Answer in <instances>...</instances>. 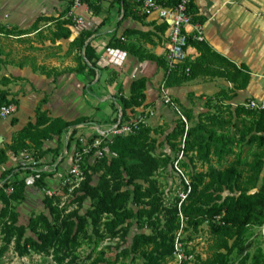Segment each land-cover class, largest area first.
<instances>
[{
    "label": "trees",
    "instance_id": "trees-1",
    "mask_svg": "<svg viewBox=\"0 0 264 264\" xmlns=\"http://www.w3.org/2000/svg\"><path fill=\"white\" fill-rule=\"evenodd\" d=\"M106 1L108 0H79L82 5L88 7L94 16L101 14L102 3ZM116 1L123 8V18L131 17L134 20H141L146 17L144 15L140 17L138 10L141 3L136 0ZM159 1L167 7H173L179 2V0ZM69 3L64 15L69 13L74 5L73 1H69ZM189 13L193 15L195 24H203L204 19L197 16L193 0H191ZM39 21H56L52 41L70 38L69 20H61L60 17L38 19ZM167 26V24L164 26L162 32L167 30ZM34 30H37L36 25L28 31L10 30L0 26V34L7 37L19 38ZM93 35L94 32L83 30L71 46V51L77 50L78 52V67L73 71L77 74L87 72L90 76L95 77L96 75L98 58L91 43L87 44ZM124 36H114L109 47L128 49L142 59L141 49L124 43ZM191 45L199 50V57L195 62H190L187 58L183 65L172 71L169 70L164 57L154 55L144 57L156 62L160 68L164 69L166 73L165 89L181 87L185 83L201 77L224 78L233 85V89L221 91L214 98L206 101L207 108L223 110L224 104L231 102L237 96V91L245 90L249 86L251 71L246 65L237 66L230 62L216 53L204 41L199 42L190 37L188 47ZM42 74L48 77L51 75L49 71L43 69ZM5 81L9 82L6 79L2 80L3 83ZM130 89L129 97L122 96L118 100L122 122L129 121L130 114H136L135 110L144 106L147 100V79L140 78L133 81ZM8 97V91L0 90V108L9 104L19 105L16 99L9 100ZM182 114L188 123L193 121L194 116L191 111L183 110ZM230 116L231 121L227 122L217 113L202 114L198 124L190 128L182 119H179L174 130L167 135L166 141L172 150L181 149L184 155H195L199 161L208 166L201 172L188 173L191 189L187 193L188 186H186L187 196L181 206L163 207L161 199L156 195L154 184L150 182L154 171L161 167L162 162L166 163L154 157L156 140L152 137L153 129L150 127H142L134 135L117 137L112 143L106 145L108 149L106 155L108 153L112 155L110 160L105 156L100 161L88 164L86 159L83 166L86 179L77 191L83 192L81 200L90 198L95 202V205L92 211H88L86 217L74 215L78 220L77 224L71 216L69 217L70 221L61 219L59 225L61 213L56 202L60 196L57 193L52 199L44 197L46 208L54 221H51L46 214H41L32 218L28 227L19 225V214L11 208V202H23L29 189L25 180L19 178L20 173L16 168L5 171L0 187L2 206L0 225L5 242L7 244L14 242L19 257H27L31 249L39 254L52 251L58 256L61 263L70 252L81 247L82 242L79 240V234L85 232L88 222L91 220L92 225L98 226L102 217L109 215L113 217V220L107 224L110 232H114L131 220L148 222V226L152 230L151 234L138 235L131 248L133 254H140L145 258V264H170L174 260L175 240L182 225H185L183 231H191L195 234L200 233L203 227L207 226L210 237L209 256L206 259L197 256L193 262L187 264H225L226 256L233 252L234 244L246 234L255 216L258 206V193L255 191L264 169V110L253 111L239 105L233 113H230ZM12 124L16 125L17 119L13 118ZM90 124L92 121L89 118H79L71 122L62 118H52L46 111H41L39 108L35 121L29 122L19 131L7 149H0V167L8 164L11 158L18 161L25 151L31 152L37 160H43L55 153L58 156V152L62 150L61 145L45 149V143L59 142L73 128ZM225 125H232L235 128V135L218 138L217 141L221 143L220 148L213 147L212 153L222 160L226 155H235L234 145L246 146L252 156L249 163L244 162L241 156H237L223 169L215 168L211 164V140L215 133L209 127L224 128ZM77 134V130L72 132L69 147ZM96 137L94 136V138ZM65 160L63 158L60 165ZM103 166H106V172L101 176L100 184L92 187L93 173ZM19 172L21 171L19 170ZM54 174L55 172L52 174L41 172V178L36 182V187L38 189L46 187L48 178H52ZM147 184L150 185L146 187ZM124 187L126 190H123ZM10 188H13L14 192L9 196L6 190ZM226 192L230 194L225 195ZM28 230L35 234V239L26 237ZM63 255L64 257H61ZM103 261L102 255L93 264Z\"/></svg>",
    "mask_w": 264,
    "mask_h": 264
},
{
    "label": "crops",
    "instance_id": "crops-1",
    "mask_svg": "<svg viewBox=\"0 0 264 264\" xmlns=\"http://www.w3.org/2000/svg\"><path fill=\"white\" fill-rule=\"evenodd\" d=\"M71 0H0V26L6 29L18 31L31 30L38 19L69 20L68 28L71 31L69 39H61L50 42L64 46L65 52L71 51L73 42L78 38L83 30L94 32L88 40L98 58L97 63L103 59L108 49H118L109 47L114 36H124V43L131 44L136 49H141L140 59L133 52L120 49L127 53L125 65L122 70H113L109 65L97 67L95 77L87 74H77L73 72L77 67H72L68 71L58 70L57 77H49L42 74L45 68H15L10 74L3 75L0 79V89L8 91L9 100L16 99L19 102L18 113L15 119L17 124H12L11 120H0V149H7L13 137L21 131L29 122L36 119L37 110L46 111L52 118H62L67 122L79 118H90L92 124L85 126L80 133H89L94 129L106 131L116 124L114 119L117 114L121 117L119 98L129 97L131 93V83L140 78L147 79L146 102L143 107L135 110L137 114H150L149 126L158 122L160 118L173 119L172 108L165 104L164 94L171 97L182 110L191 111L194 115L199 108L207 107L206 101L214 98L221 91H230L233 85L224 78L201 77L190 81L181 87L170 89L164 88L165 71L154 61L146 59L144 56L154 55L164 57L169 48L168 26L165 32L162 29L166 24L157 21V16L143 17L140 9L138 13L141 20L133 18H123L124 11L116 0H108L102 3L101 14L94 16L92 12L72 7L66 15L64 13L69 7ZM76 1V0H75ZM196 14L204 19L202 25L204 42L216 53L228 59L237 66L246 65L251 71V81L249 86L242 91H237V96L230 102L241 105L250 100L264 101V0H193ZM92 14L91 22H87L84 28H77L75 20L77 17L83 18V14ZM74 18V20L72 19ZM37 30L21 37H7L6 39L23 40L25 38L40 37V33L48 27H54L56 21L41 22ZM196 24L186 28V33L194 39ZM79 29V30H78ZM128 31L126 34L125 32ZM132 32V34H130ZM40 40V38H39ZM38 40V41H39ZM76 55L77 50H74ZM199 50L191 45L187 49V56L190 62H195L199 57ZM77 59V57H76ZM3 62L0 61V64ZM78 65V61L76 60ZM37 65V64H35ZM48 71V70H47ZM133 76L136 79L133 80ZM62 77V78H61ZM6 79L9 82L3 83ZM69 81L68 91H65L63 82ZM54 83H57L54 85ZM85 83V88L80 85ZM23 84V86H20ZM82 90L81 94L77 91ZM231 95V94H230ZM119 114V115H118ZM148 116V115H147ZM94 128V129H93ZM84 134V133H83ZM65 135L59 142L45 143L51 144L49 148L63 147V154L66 152ZM49 156L46 158L53 161ZM45 158V159H46ZM16 159L11 158L8 164L0 167V187L2 186L3 173L15 168ZM59 162V160H58ZM70 160L66 159L60 166L66 170ZM57 168V167H55ZM54 169V168H53ZM55 171V170H54ZM61 172H55L48 181L59 178ZM21 175H19L20 177ZM36 190V188H28Z\"/></svg>",
    "mask_w": 264,
    "mask_h": 264
},
{
    "label": "rangeland",
    "instance_id": "rangeland-1",
    "mask_svg": "<svg viewBox=\"0 0 264 264\" xmlns=\"http://www.w3.org/2000/svg\"><path fill=\"white\" fill-rule=\"evenodd\" d=\"M71 1H73L74 4L78 2L76 8L89 11L88 7L82 5L79 0ZM72 7H74V5ZM90 17H93L92 14L89 15L87 12L83 14V24L77 22L78 19H80L77 17L75 21L77 28L83 29L87 22L89 23L92 21ZM72 19L74 20V18ZM41 22L43 21H37L36 26H41ZM53 28L54 27L52 26L45 28L39 34L40 37L25 38L23 42H21V40L0 37V61L3 62L0 64V79L3 75L10 74L18 67H32L33 69L40 67V69L45 68L50 74L55 75V77H57L56 81L58 82L60 78L58 79L56 71H68L69 69H72V67H78L76 64L77 55L75 51L65 52L63 49L64 46L67 47V42L62 45L50 42V37L53 35ZM56 84L57 83H54V85ZM63 84L66 87L65 91L67 92L70 83L67 80L63 82ZM81 84L82 83H80V85ZM85 85L86 84L83 83L81 86L85 88ZM20 86H23V84ZM79 89L80 91H77V94H81V91H84L81 87ZM236 107L237 104L226 102L223 106V110L220 111L207 107L199 108V111L193 115V121L188 123V127L190 128L197 125L200 115L202 114L208 115L217 113L224 119V121L229 122L231 121L230 113H233ZM179 109L183 113L180 106ZM171 111L174 114L173 119L162 117L158 119V122L153 123L152 126H148L153 129L152 137L156 140V152L154 153V157L160 161L166 162H162L161 167L154 171L153 176L150 178V182L154 184L156 195L161 199L163 207L173 205L180 206L183 195L187 191L186 186L190 185L188 173L201 172L208 167L207 165H204L203 162L199 161L195 155L191 154L187 156L184 155L181 149L172 150L170 148L166 141V137L174 130L177 122L181 119L180 115L174 109ZM144 115L150 117V114ZM115 117L118 118L117 114ZM116 118L114 121H117ZM238 125H240V122H238ZM209 129L215 133V138L213 136L210 148V160L215 168L223 169L227 167L237 158V156H241L244 162L249 163L252 160L249 148L246 146L234 145L233 150L235 151V155H226L222 160L214 155L212 153L213 147H219L221 144L217 139L221 136L225 138L228 136L233 137L235 135V128L232 125H225L224 128L210 126ZM98 131L101 130L94 129L92 130V134L96 135ZM83 133L85 134L86 132ZM207 135H209V133H207ZM50 146L51 144H48L46 147L49 148ZM62 152L63 150L58 152V156H56L55 154L57 153H55L49 157L54 163H57L58 160L60 161V159L63 158V154L61 155ZM106 157L110 160L112 155L108 153ZM48 165L52 167L51 164ZM105 172L106 166H103L93 173L91 182L92 187H96L100 184V178ZM52 177L55 176L53 175ZM149 185L150 184H147L145 186L147 187ZM30 190L31 189L27 191V197L23 202H11V208L16 210L19 214V225L28 227L30 220L41 214H46L51 221H54L52 216H50L49 210L46 208L42 189L32 190L34 192H31ZM123 190H126V187H124ZM76 191L70 196H66L65 192H58L60 199H57L56 206L59 205L58 207L61 213L59 225L62 220L70 221L69 217L71 216L73 217L72 220L77 224L78 220L76 216H74L75 214L80 217H86L88 211L93 210L95 202L90 198L81 200L83 192L77 191L76 193ZM255 192L258 193V206L255 216L246 234L234 244L233 252L226 256L225 264H264V169ZM228 194L230 193H225V195ZM1 207L0 203V209ZM112 220V216L104 215L98 226L92 225L90 220L85 227V232L79 234V240L82 242L81 247L74 252H70L71 254L69 253L67 258H63L64 260L61 263L58 256L52 251L39 254L31 249L28 252L27 257H19L15 250L14 242H11L10 244L5 242L4 236H2L1 233L2 226L0 225V264H93L102 255L104 261L99 264H145V258L140 254H133L131 248L134 239L138 235L151 234L152 230L148 226V222L131 220L124 226L117 228L114 232H110L107 224ZM184 226H182V229ZM182 232L183 235L180 238L179 249L187 258V261L193 262L197 256L206 259L209 256L210 245L207 226L203 227V230L197 234L191 231L185 232L182 230ZM26 237L36 238L35 234L29 230ZM61 257H64V255Z\"/></svg>",
    "mask_w": 264,
    "mask_h": 264
},
{
    "label": "built area",
    "instance_id": "built-area-1",
    "mask_svg": "<svg viewBox=\"0 0 264 264\" xmlns=\"http://www.w3.org/2000/svg\"><path fill=\"white\" fill-rule=\"evenodd\" d=\"M136 1L141 3L139 9L142 15L146 17L156 15L157 21L168 25L169 48L165 54V60L170 71L179 68L186 62L188 58L187 48L190 37L186 33V28L195 24L193 15L189 13L191 0H179L177 5L173 7L164 6L159 0ZM77 3L78 2H76L74 6L77 7ZM77 22L79 24H83L84 20L83 18H80ZM195 26L196 34L194 36V40L199 42L204 41L202 25L196 24ZM126 58L127 53L125 51L120 49H108L105 52L103 59L97 63V67H105L106 65H109V67H111L113 70H122L124 68ZM187 72H189V69H187ZM132 78L134 80L136 79V76H133ZM164 102L166 105L174 109L188 126V122L180 111L176 102L166 94H164ZM241 106L248 110L262 111L264 110V101L250 100L241 104ZM17 113V105H4L0 108V120H11L17 116ZM150 116H153V114L150 113ZM130 118L131 119L129 121L122 122L120 117L118 122L113 127L106 131H98L96 135H93L92 131L87 134L80 133V131L85 128L83 125L77 126L70 130L66 140L67 149L63 156V158L70 160V164L66 170L60 167V162L63 160V158H61L59 162L53 163L49 162L47 158L43 160H37L33 157L31 152L25 151L22 153L15 165L17 172L21 175L19 178L25 180L26 186L28 188L38 189L36 187V182L41 178V172L48 174H52L53 172H61V176L59 178L55 179L54 181H48V185L42 189V193L45 198L50 199L55 197L58 192H65L66 196L72 195L77 189L81 187L82 183L86 179L83 168L86 159L88 164H91L93 161L102 160L108 152L106 145L112 143L115 138L134 135L138 133L142 127L149 126L148 120L150 117L147 115L137 113L134 115L130 114ZM74 130H77L79 133L69 147L71 135ZM94 136L97 137L94 138ZM48 164H51L52 167H50ZM19 170L21 172H19ZM28 171H30V173H28ZM188 189L189 191H186L187 193L190 192V185L188 186ZM13 192V188L6 190V193L9 196L12 195ZM187 193L183 195L182 202L186 199ZM182 230L183 229H181L176 237L174 260L170 264L188 263L187 258L179 249L180 238L183 235Z\"/></svg>",
    "mask_w": 264,
    "mask_h": 264
}]
</instances>
